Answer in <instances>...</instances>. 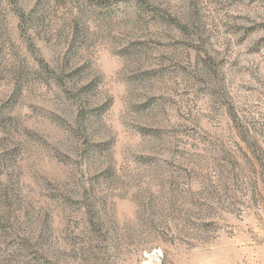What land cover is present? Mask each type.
<instances>
[{
    "label": "rangeland",
    "instance_id": "obj_1",
    "mask_svg": "<svg viewBox=\"0 0 264 264\" xmlns=\"http://www.w3.org/2000/svg\"><path fill=\"white\" fill-rule=\"evenodd\" d=\"M0 264H264V0H0Z\"/></svg>",
    "mask_w": 264,
    "mask_h": 264
}]
</instances>
